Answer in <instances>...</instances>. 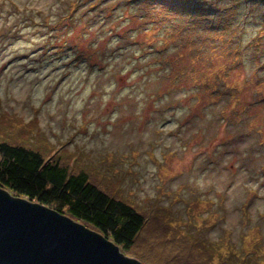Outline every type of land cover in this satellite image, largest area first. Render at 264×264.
I'll return each mask as SVG.
<instances>
[{"label":"rangeland","instance_id":"1","mask_svg":"<svg viewBox=\"0 0 264 264\" xmlns=\"http://www.w3.org/2000/svg\"><path fill=\"white\" fill-rule=\"evenodd\" d=\"M0 141L86 156L144 264H264V0H0Z\"/></svg>","mask_w":264,"mask_h":264},{"label":"trees","instance_id":"2","mask_svg":"<svg viewBox=\"0 0 264 264\" xmlns=\"http://www.w3.org/2000/svg\"><path fill=\"white\" fill-rule=\"evenodd\" d=\"M69 154L73 164H80L77 171L60 156L45 159L39 151L0 141V186L69 215L129 251L145 225V216L90 179V166L82 159L86 156L78 159Z\"/></svg>","mask_w":264,"mask_h":264},{"label":"water","instance_id":"3","mask_svg":"<svg viewBox=\"0 0 264 264\" xmlns=\"http://www.w3.org/2000/svg\"><path fill=\"white\" fill-rule=\"evenodd\" d=\"M0 264H144L111 239L0 186Z\"/></svg>","mask_w":264,"mask_h":264}]
</instances>
